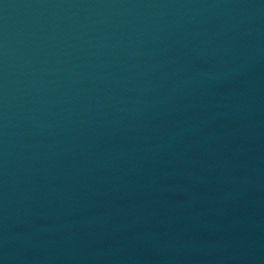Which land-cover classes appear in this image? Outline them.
<instances>
[{
  "label": "water",
  "instance_id": "water-1",
  "mask_svg": "<svg viewBox=\"0 0 264 264\" xmlns=\"http://www.w3.org/2000/svg\"><path fill=\"white\" fill-rule=\"evenodd\" d=\"M0 264H264V0H0Z\"/></svg>",
  "mask_w": 264,
  "mask_h": 264
}]
</instances>
